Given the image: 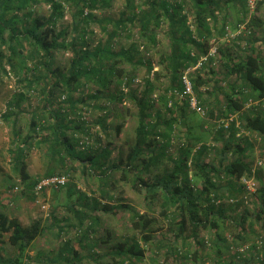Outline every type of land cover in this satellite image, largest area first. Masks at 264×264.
<instances>
[{
    "label": "trees",
    "instance_id": "obj_1",
    "mask_svg": "<svg viewBox=\"0 0 264 264\" xmlns=\"http://www.w3.org/2000/svg\"><path fill=\"white\" fill-rule=\"evenodd\" d=\"M44 1L51 9L49 17L30 19L31 25L24 28L23 38L31 48L29 54L31 61H36L38 69L44 70V76H48L49 81L53 79V83L48 84L45 107L53 106L55 92L62 90L68 97L70 111L73 110L74 101L71 93L76 91L84 80L93 81L98 86L96 93L89 95L88 104L97 100L99 93L113 86V91L106 92L109 102L130 100L138 108L135 142L129 147L125 165L122 159H119L116 164L106 166L105 173L113 172V169L121 170L122 180L130 184L149 202L146 208L148 213L139 214L131 210V229L137 232V235L131 239L126 238L123 243L115 246V250L110 253L113 264H145V251L139 242L152 244L155 249V258L166 261L171 257L173 262L178 264H183L188 259L196 262L207 259L206 257L210 259V264H264V177L263 170H260L262 167H258L255 173H252L251 169V165L256 166L261 159L253 164L245 160V153L251 148L252 141L259 139V144L264 146V109L259 107L260 103L262 105L264 102V53L257 49L256 44L259 41L254 33L252 35L250 29H255L254 27L262 29L259 43L264 51V21L256 17L246 19L247 13L244 8L248 0H142V7L136 6L135 0H125L127 12L122 14L121 18L117 21L107 18L99 21L104 32H107V28L101 24L112 22L114 27L113 31L108 33L105 42L97 43L94 48L89 47L87 26L96 20L91 12L95 0H65L75 10L72 34L67 43H65L67 29L56 32L57 23L64 18L62 4L57 0ZM10 2L12 0H5L0 4V8L3 7L0 14V43L9 42L11 54L15 55L17 51L13 41L20 44L21 37L17 35L19 33L13 26L16 16L10 20H3V12L13 9ZM17 2L20 5L16 6V9L27 4V0ZM237 4L240 5L241 19L233 23L229 13L238 11ZM260 4L258 2L256 11ZM185 5H188L192 16L184 13ZM188 16L192 18V24L188 23ZM163 19L169 22L170 54L160 59V62L163 63L164 60L167 62L165 70H167L168 85L165 92L171 99L165 96L159 97L158 100L167 111V115L163 119L160 112L156 111L154 115L156 119L152 120L153 115L149 112L154 109V105L149 97L153 93L154 85L149 75L145 81V91L138 96L137 88L132 87L135 73L124 67L125 64L133 61L135 45L126 50L122 48L115 53L111 43L118 35V31L126 24H130L131 27L138 28L140 38L146 40L147 44L155 46L157 43L155 30L160 27ZM241 24H245L246 29L249 30L236 35L232 42L237 48H239L238 45L242 46V50L245 51L242 55H236L228 48V45L226 47L220 44L215 48L216 53L220 55L219 62L222 63L225 71V76L216 78V82H222L232 75L235 77L234 81L228 83L226 88L214 87L212 91L207 90L202 93L199 87L204 86V81L200 76L194 77L189 73L199 104L206 109L205 117L190 110L186 101L177 107L173 100L184 90L180 77L209 53L212 48V42H210L212 31L225 39L228 30H237ZM243 40L244 43L241 45ZM59 50L71 52L67 74H63L55 67V56ZM136 62L146 66L147 74L153 70L150 61L144 63L141 58H138ZM215 62H217L216 58L210 57L202 63V66L211 67L210 64ZM117 65L121 66L117 67ZM153 73L157 79L159 74ZM39 80L40 78H32L28 81L27 88H33L32 85ZM215 92L221 93L222 96L220 99L215 97L213 104L210 102L209 95ZM24 99V94L18 93L7 103L8 111L3 116L6 122L10 121L13 115L11 109L18 107ZM45 111L43 109V114L32 115L29 133L20 139L19 144L12 151L13 166L17 168L20 164L21 182L25 183L35 200L45 191L58 192L66 188L69 182L65 175L53 172L35 179L27 174L24 164L20 162L27 151L26 148L31 147L30 143L41 131H51L52 140H48L51 158L59 161L67 158L69 161L78 162L83 174L87 171L86 164L90 165L91 169L95 167L98 170L104 169V164L110 155L108 149H102L100 155H93L84 149L77 151L72 143L73 139L65 133V129H69L68 125H61V122L66 120L65 112L59 109L50 111L53 123L44 126ZM232 117L233 120L227 128L221 125ZM104 122L105 118L96 121L105 129ZM180 126L185 130L183 135L186 142L177 134L180 133ZM83 127L84 122L75 123L73 131L78 132ZM193 128L200 131L199 135L191 133ZM115 130L119 133L120 127H116ZM209 134H213L212 140L216 143L220 142L221 146L205 145L204 142ZM237 134L239 136L235 139ZM175 136H178L176 143L178 155L174 157L169 153L168 156L167 149L173 145ZM14 137H20L17 131L14 132ZM158 137L162 140L161 144L155 139ZM190 141H193L192 144ZM198 145L200 146L193 153V148ZM215 149L220 153L218 163L215 165L203 163L205 153ZM143 155L145 158L142 157ZM165 157L171 163V169L167 173L151 182L142 179V172L139 171L142 165H144L142 170L147 169L145 165L156 163L158 159ZM101 159L104 162L100 163ZM128 174L132 175L131 179L128 178ZM52 176H63L67 182L56 188H43L40 193L35 194L34 188L38 182ZM243 176L257 182V192L253 195L257 203L253 204V211H249L243 201L233 204L227 201L244 195V188L235 183ZM68 189L70 191V188ZM83 206L88 207L87 204ZM152 206H157L160 209L159 214L168 221L170 226L168 237L161 236L155 239L153 236L162 228V225L159 218L151 213ZM95 207L96 205H93V209ZM68 208L76 216L79 227H82L88 215L85 217L83 211L75 210L74 204L69 205ZM121 209H129V206L111 207L104 204L100 208L103 213L110 215H117L118 211H122ZM238 210L241 212L235 216V211L238 212ZM244 225L251 233L255 232L252 238L244 233ZM228 229L229 232H227ZM63 230L60 228V232ZM207 230L211 231V235L205 239L201 234ZM43 231L40 220L23 226L17 218L9 217L0 211V238L2 236L7 238L6 243L13 253L11 259H7L5 263L0 261V264H40L41 259L51 264H69L80 260L81 250L85 246L83 242L88 241L85 235H81L77 246L70 247L68 243L65 244V248L56 256L45 255L37 258L38 260L34 259V262L24 261L27 250ZM180 241L188 247L193 245V251L182 255L183 253L177 249ZM2 243L0 239V248L3 247ZM232 247H234L233 254L225 258L223 251H230ZM92 257L93 255L90 256ZM206 264L209 263L206 262Z\"/></svg>",
    "mask_w": 264,
    "mask_h": 264
},
{
    "label": "rangeland",
    "instance_id": "obj_2",
    "mask_svg": "<svg viewBox=\"0 0 264 264\" xmlns=\"http://www.w3.org/2000/svg\"><path fill=\"white\" fill-rule=\"evenodd\" d=\"M3 1L5 0H0V4L3 3ZM17 1L18 0H12L10 5L13 9L3 12V20H10L16 16L13 26L19 33L17 35L21 36L19 39L20 44L17 41H13L17 54H11L9 42L5 44L0 43V211L6 213L9 217L17 218L23 226H28L37 220L41 221L44 231L31 244L26 252L24 261L30 260L34 262V259L38 260L37 258H41L45 255H52V257L56 256L65 248V244L68 243L70 247H74V245L77 246L81 235H85L88 241L84 240L83 242L85 246L83 250H81L80 260L69 264H113L110 253L115 250V246H117L118 243H123L126 238L131 239L135 237L134 235H137V232L131 229V210H135L139 214L148 213L146 208L149 206V202L143 198L142 194L136 192L130 184L122 180L121 170L113 169V172L105 173L106 166L109 167L112 164H116L119 159H122L123 165H125V157L129 151V147L135 142L138 108L130 100H125L124 102H109L106 92L113 91V86H111L109 90L99 93L97 100L88 104L89 95L95 94L98 90V86L93 81L86 82L84 80H82V85L71 93V97L74 101L73 110L70 111V104L67 102L68 97L66 92L62 90L55 92L53 106L51 105L46 108L48 84L50 82L53 83V79L49 81L48 76H44V70L42 68L38 69L36 61H31L29 58L31 48L28 42L24 40L23 33L25 27H30V19L47 18L51 13V9L44 0H27L25 6L16 9L15 7L20 5H18ZM57 1L63 6L64 18L57 23L56 32L61 29H67L65 37V43H67L70 40V34H72V20L75 10L67 1ZM250 1L253 2L254 8L251 9L249 5L245 6L244 9L247 13L246 19L249 20L250 18L256 17L264 21V0ZM258 2L261 4L256 11ZM135 3L136 6H143L142 0H135ZM237 6L238 11L231 10L232 12L229 13L233 23L241 19L239 10L240 5L237 4ZM2 8H0V14L3 10ZM86 11H89V7L86 8ZM183 11L185 14L191 15L188 5H185ZM91 12L96 20L88 24L87 31L89 34L87 37L89 47L94 48L97 43L105 42L108 33H111L114 27L112 22L103 23L101 25L107 28V32H104L99 25V21L105 18L117 21L121 18V15L127 12L125 0H95ZM241 25L244 26L243 32L249 30L246 29L245 24ZM254 28L255 29L250 28L252 30V35L254 33L257 41L261 42L262 29L258 27ZM237 31L238 29L231 31L233 38H229L228 40L212 31V38L210 40V42H212L211 49L216 48V46L220 44L226 45V47L228 45V48L233 50L236 55H242V52H245L242 50V46L240 47L238 45L239 48H237L232 42L237 35ZM155 32L157 43L155 46H152L147 44L146 40L138 36L137 27H131L130 24H126L124 28L118 31V35L111 43L112 50L115 53L122 48L126 50L132 45H135L136 50L134 59L131 63L125 64L124 67H126L128 71H134L135 73V80L132 87L137 88L138 96L145 91V81L147 80V75H149V79L154 85L153 93L149 97L154 105V109L149 112L153 115L151 117L152 120L156 119L154 116L156 111L160 112L163 119L167 115V111L158 100L159 97L165 96V98L171 99L169 98V94L165 92L168 85L167 70H165L167 62L165 60L163 63L160 62V59H164L170 54L168 20L163 19L160 27L156 28ZM259 42L256 44L258 46L257 49L264 53ZM243 43L244 40L241 42V45ZM219 57L220 55L216 53L215 58L217 62L211 63V67L203 65L200 69L193 70L194 72L192 69L189 70L191 75L194 77L198 75L204 81V86L199 87L202 93L207 90L212 91L214 87L226 88V85L235 79L232 75L222 82H216V78L225 76V71L222 63L219 62ZM70 58L71 52L69 50L57 51L55 56V67L63 74H67ZM138 58H141L144 63H146V61L151 62L153 70L150 74H147L145 65H140L136 62ZM119 66L121 65H117V67ZM153 72L159 74L157 79ZM32 78H40V80L32 85L33 88H27L28 81ZM18 93H23L25 99L18 107L15 106L11 109L13 115L11 116V120L6 122L3 116L6 111H8L7 103ZM221 96L219 92L209 95L210 102L214 104V100H216L215 97L220 99ZM173 101L177 107L181 106L183 102L180 100V97H177ZM259 107L264 109V102L262 105L260 103ZM43 109L46 110L44 112V126L53 123V118L49 113L50 111L59 109L65 112L66 120L62 121L61 125H68L69 129H65V133L68 137L73 139L72 143L77 151L84 149L86 152L93 155H100L102 149H108L110 155L104 164V169L98 170L97 167L91 169V166L86 164L87 171L83 174L81 171L82 168L79 167L78 162L69 161L67 158H65L64 161L51 158L50 141L48 142V140H52L51 131H41L32 140V143H30L31 147L26 148L27 151L20 162L24 164L27 174L35 179H40L48 172H53L65 175L68 177L69 182L66 188L58 192L45 191L35 200L32 198L31 191L25 186V183L21 182L19 173L20 164L17 168L13 166L12 151L19 144L20 139L29 133L32 115L35 113L38 115L41 113L43 114ZM173 111L175 113L176 108ZM169 116L170 115H168V117ZM104 118L105 129H103L100 124L96 123L98 119L102 120ZM78 122H84V127L80 131L74 132V124H78ZM116 127H120L119 133L116 132ZM16 131L19 133V138L14 137V132ZM179 131L180 133L177 134H179L182 139H185L184 142H186V138L183 135L185 130L180 126ZM191 133L199 135L200 131L197 128H193ZM238 136L239 134L236 135L235 139ZM177 137L178 136L173 137V145L167 149L168 156L169 153L174 157L178 155L176 147ZM155 139L157 143H162L160 137ZM212 139L213 134H209L206 142H204L205 145L215 144L216 147L217 145L221 146L220 142L216 143ZM190 142L192 144L193 141ZM199 146L200 145L193 148V153ZM245 154V160L248 161L249 164H253L261 159L262 168L260 170H263L262 176L264 177V146L259 144V139L252 141L251 148L248 149ZM219 155V150L207 151L203 157V163H214L215 165L218 163ZM142 157L145 158L144 155ZM102 162H104L103 159H101L100 163ZM143 166L144 165L140 167L139 171L142 172V179L147 182L157 179L171 169V163L167 157L158 159L156 163L145 165L147 169L142 170ZM252 167H254V165H251V168ZM95 170L96 172H94ZM102 171H104V173ZM128 178L131 179L132 175L128 174ZM235 183L238 184V182ZM255 183L257 184V182ZM15 187H18L17 190H14ZM68 188H70V191ZM251 199L252 201L247 205L249 211H253V204L257 203L254 197H251ZM82 203L87 204L88 207L84 208ZM71 204H74L75 210L83 211L85 217L88 215L82 227H79L76 216L69 211L68 206ZM104 204L111 207L127 205L129 209H121L122 211H118L117 215H110L100 210L101 206ZM93 205H96L95 209H93ZM152 207L153 211H151V213L159 218L162 225V228L153 234V236L155 239L161 236L168 237L170 231L168 221L165 218L163 219L159 214L160 209L157 206ZM239 212L241 211H235L234 215H238ZM89 215L91 217H89ZM60 228L64 230L60 232ZM244 230V233L248 237L252 238V236H254L253 234L255 232L251 233L249 229L245 228V225ZM84 231H86V234H84ZM227 232H229V229ZM232 232H234V230H232ZM201 235L207 239V237L211 235V231H204ZM0 239L3 241V247L0 248V261L5 263L7 259L13 257V253H11L12 249L8 243H6L7 238L2 236ZM139 244L145 251V264H178L173 262L171 257L166 261L162 258H155V249L152 247V244H144L142 242H139ZM193 248V245L188 247L182 244V241L177 244V249L183 253L182 255H185V252L190 254ZM233 248L234 247H232L230 251H223V256L229 258V256L233 254ZM91 255H93L92 258H90ZM69 257L71 258V254ZM206 258L207 259L198 260L196 262L188 259L184 261L183 264H199L200 262L201 264H204V262L205 264L206 262L210 264V259L208 257ZM40 264L51 263H46L41 259Z\"/></svg>",
    "mask_w": 264,
    "mask_h": 264
},
{
    "label": "built area",
    "instance_id": "obj_3",
    "mask_svg": "<svg viewBox=\"0 0 264 264\" xmlns=\"http://www.w3.org/2000/svg\"><path fill=\"white\" fill-rule=\"evenodd\" d=\"M247 3H248L247 5H249V7L251 9H253V7H254L253 2L248 0ZM188 23L192 24V18L190 16H188ZM243 30H244V26L240 25L236 34L237 35L240 34ZM229 38H233L231 35V30H228V32L226 33V40H228ZM210 57H212V58L216 57L215 48L210 49L209 53L206 56L202 57L198 61V63L196 64L195 67L189 68L180 77L181 83H182L183 89H184L183 93L179 96L180 100L186 101L188 106H189V109L196 112L197 114H199L202 117H205L206 109H205V107H203L199 104V101H198L196 94L194 92V89H193L192 82L189 78V70L192 69V71H193L195 69L200 68L202 66V63L206 62ZM232 120H233V117L229 118L228 121H225L221 125H223L225 128H227L229 126V123L232 122ZM245 136H247V133H245ZM260 166H262V162L258 161L256 163V166H254L252 168V173H255V169L257 167H260ZM66 182H67V180L63 176H61V177L52 176L49 178H43L38 182V184L34 188V192H35V194H38V193H40V191H42L43 188H49V189L56 188L60 185H64ZM239 185H241L244 188V195L242 197H240V199L231 198V199H228L227 201H228V203H231V204L236 203L237 201H243V204L248 205L249 202L251 201V197L253 195H255L257 192V184L253 181L252 178L247 179L246 177L243 176L239 181ZM17 188L18 187H15L14 190H17Z\"/></svg>",
    "mask_w": 264,
    "mask_h": 264
},
{
    "label": "clouds",
    "instance_id": "obj_4",
    "mask_svg": "<svg viewBox=\"0 0 264 264\" xmlns=\"http://www.w3.org/2000/svg\"><path fill=\"white\" fill-rule=\"evenodd\" d=\"M260 167H262V166H260ZM252 168H253V167H252ZM252 168H251V169H252ZM257 168H258V167H257ZM257 168H256V169H257ZM255 171H256V170H255ZM237 181H238V184H239V181H240V180H237ZM239 186H241V185H239ZM252 197H253V196H252ZM238 199H240V197H239ZM251 201H252V199H251ZM251 201H250V202H251ZM250 202H249V203H250Z\"/></svg>",
    "mask_w": 264,
    "mask_h": 264
}]
</instances>
